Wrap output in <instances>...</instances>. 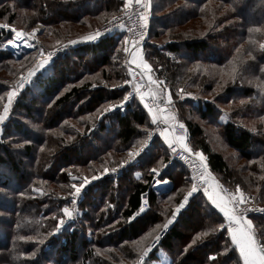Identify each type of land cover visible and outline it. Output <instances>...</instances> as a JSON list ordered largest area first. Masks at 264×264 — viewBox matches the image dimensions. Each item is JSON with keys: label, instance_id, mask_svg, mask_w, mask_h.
<instances>
[{"label": "trees", "instance_id": "1", "mask_svg": "<svg viewBox=\"0 0 264 264\" xmlns=\"http://www.w3.org/2000/svg\"><path fill=\"white\" fill-rule=\"evenodd\" d=\"M123 4L124 0H0V22L24 25L26 30L41 23L50 43H58L96 28ZM150 14L145 60L152 78L162 81L159 86L172 96L170 110L177 118L173 127L184 125L188 146L205 156L208 171L219 183L234 190L239 186L250 197L247 203L264 206V73L259 71L264 67V50L259 48L264 42V0H153ZM196 19L199 25L177 30ZM10 37V30L0 29V48ZM123 37L122 31L114 30L97 41L78 42L14 99L0 130V264H134L138 248L162 232L149 264L159 261V255L168 264L238 261L220 227L223 218L202 193L189 199L168 230L156 227L171 217L191 189L186 171L176 162L162 174L171 180V188L150 191L149 208L138 214L151 168L165 167L169 159L161 139L151 143L153 153L143 158L144 163L129 165L119 176L104 173L138 148L151 127L136 100L122 111H104L126 95ZM33 54L17 59L0 49V111L11 81ZM202 91L214 100L188 99V93L201 96ZM215 113L224 142L242 163L230 165L214 151L193 117L200 115L204 121ZM94 175L99 179L91 180ZM84 177L91 183L83 190L76 221L60 226L57 233L59 220L66 218L63 207L71 206L72 184ZM179 190L175 198H167ZM251 220L256 238L264 243V217Z\"/></svg>", "mask_w": 264, "mask_h": 264}, {"label": "snow or ice", "instance_id": "2", "mask_svg": "<svg viewBox=\"0 0 264 264\" xmlns=\"http://www.w3.org/2000/svg\"><path fill=\"white\" fill-rule=\"evenodd\" d=\"M153 5V0H124L123 4V10L125 11L126 15H129V19H131V14H129V9H136L138 10L135 14L138 15L139 19V27L141 29L139 33L138 39H129L127 36L123 37L122 44L124 45L123 51L131 58V62L129 65V75L132 77V80H135V77L137 73L133 72L131 70V65L135 64L137 68L141 69V71L138 73V75L141 77V79H147L148 83L151 85H160L162 84V81L154 80L152 76L150 75L152 69L149 66L148 62L144 59L143 55L140 54V49L142 46V42L145 38V35L147 33L148 25H149V14L150 10ZM10 26L8 24H0V28H9ZM121 27L123 28L124 25L122 24ZM15 36V40H10L9 43L13 44V46H18L16 43L17 41L23 42L26 47H34V45L30 42L33 40L36 36L37 29H33L31 32H24L23 30H17L16 28L10 29ZM111 29H105V32L103 34H106L107 32H110ZM129 32H132L133 29L129 28ZM260 28H249V32H260ZM102 36V33L100 31H96L94 33H90L88 36L82 37L83 40L87 41H97L98 38ZM77 43L76 40L69 41V44L75 45ZM259 48L261 50H264V42L259 43ZM239 51V49H237ZM40 56L43 58L38 61V63L35 64V66L29 68L27 70V75L21 76V79L16 87L12 88L11 90H7L4 95L7 97V102L3 105L2 111H0V130H2V126H4L5 121L9 119V113L12 110V105L14 99L18 96L21 89L25 87L26 84L32 83L33 78L37 76V72L40 70L47 71L48 68L46 66L53 64V52H48L46 55L44 54L43 50H40ZM248 56H252V52H248ZM261 73H264V67H261L259 69ZM237 72V69L235 66L231 69L232 78L235 79V74ZM132 80H125V84H131ZM219 87H222V85H218ZM133 87L136 90V94L139 97V101L141 104H143V107L147 109L148 113L151 116V123L153 125H157L160 121V113L164 111L163 108L159 107L155 100L158 95L162 96L164 93V90L162 88H158L157 91H149V93L144 94L140 92V85H133ZM183 92V90H181ZM62 94V93H61ZM188 96H191V93L187 94ZM130 96H132V92H128V94L124 95L122 100L119 101L118 105L109 104L107 108L104 109L105 112L114 110L116 107L124 108L125 102L129 101ZM146 96L148 99H151L153 103H149L148 99H146ZM184 97L181 96V99ZM195 98V97H193ZM4 96H0V100H3ZM166 102L168 105H171L173 103L172 96L168 95L166 97ZM243 103V101H242ZM49 107H51V103L49 104ZM99 112L100 109H97ZM103 115V113H101ZM83 119V117L81 118ZM165 124L168 123L167 117H165L164 121ZM180 127L183 128L184 125L180 124ZM172 129L169 127H164L160 130V134L164 139V142L167 144L168 149L171 151V153L175 154L177 152V145L182 148L181 153V159H183L186 163H189L190 167L194 169L196 172H198V177L194 175L192 177V184L191 189L187 192L186 195H184L182 202H180L176 207L175 210L172 212L171 217L166 220V222L161 226L157 225L156 227L159 229L162 227L164 231L168 230L170 226H173L174 223L178 221V214L182 213V210L186 208V206L189 204L190 197H193L194 193H197L201 186H203V194L207 197L208 201L211 202V205L214 206L215 209L218 210L219 213L223 214L224 220L227 222V233L229 234L231 238L232 245L235 246L236 250L239 252V258L236 264H264V243H260L258 239L256 238L254 232H253V222L251 219L246 218V213L249 211H258L260 213H264V208H257V209H241L240 206L244 205L248 202L250 197H246L245 193L237 186L236 191L234 193H228L224 189L220 187L218 183H216L211 175V173L208 171V165L205 163V156L200 152H194L193 150L188 147L187 144L184 143L185 137L182 136H174L171 135ZM147 139H151V133H149ZM144 147H147V144L145 143ZM143 151V148H141L138 151L129 152V157L132 161H135V158L140 155V152ZM184 153H188L189 155H184ZM194 155V159H190V156ZM128 161H123L120 164V167H123ZM109 169L105 168L104 173H108ZM112 173H116L117 169L113 167L111 169ZM151 172L155 174L157 177L154 181V183L160 187L163 185H167L169 181L165 179L163 176L160 175V170L156 167H153L151 169ZM71 176V173H69ZM75 180L76 177H73ZM99 179L98 176H92L91 180H97ZM91 180H89L87 177H84L80 180L79 184L73 183L72 188L74 191L70 193L72 196L71 204L73 205V208L70 209L69 207L65 206L62 209L63 215L68 217L69 219L73 218V213L75 211V205L77 204V198L83 199L85 196V187L91 183ZM36 190V189H34ZM169 200L172 199L171 196L168 197ZM145 209L143 206L140 208L139 213H143ZM131 219H135V216L130 217ZM65 221L64 219L59 220V224L57 225V233L60 231V226L64 225ZM221 228L224 227V224L221 223ZM207 233H205L206 235ZM163 235V232L161 234H158L155 236L154 240L150 244H146L143 247L138 248V257L134 264H149V261L151 260L150 253L153 252V249L156 248L157 244L161 240V236ZM264 235V234H262ZM21 240H31L32 237H25L21 236ZM43 243V241H41ZM127 243V241L125 242ZM136 243V242H133ZM195 243V241H193ZM185 251H187V248H185ZM227 251V249H225ZM32 256H35L36 253H31Z\"/></svg>", "mask_w": 264, "mask_h": 264}, {"label": "built area", "instance_id": "3", "mask_svg": "<svg viewBox=\"0 0 264 264\" xmlns=\"http://www.w3.org/2000/svg\"><path fill=\"white\" fill-rule=\"evenodd\" d=\"M137 11L138 10H136V9H129L128 10L129 14H131V19H129V15H126L125 11H123L120 14H118L117 16H115V17L111 18L110 20L104 22L96 31H100L102 33V36H103V35H105V34H103L105 32V29H111V31L107 32L106 34L111 33L114 30H119V31H122L124 33V35L127 36L130 40L134 39V38L138 39L141 29L139 27L138 15L135 14ZM122 24L124 25L123 28L121 27ZM129 28H132L133 31L129 32L128 31ZM33 29H37L39 31L40 26L39 25H35L31 29H29L28 32H31ZM38 31L36 32V35H38V33H39ZM148 33H149V25H148L147 33L145 35V38H144L142 44L147 39ZM10 40H15V36H14L13 32L11 34L10 39L3 44V49L6 50V51H9L16 58L21 57V55H23L25 53L33 52L38 47V43H36L37 41H35V38L30 41L34 45V47H31V48L26 47L23 42H19V41L16 42L18 44V46H13V44L9 43ZM73 47H74L73 45H71V44H69V42H67V43H64L62 45H59V46L53 48L52 50H50L48 52H53L54 53L53 61H56L57 58H59L61 55H63L68 50L72 49ZM48 52H45L44 54L46 55ZM39 57H40L39 59L43 58L42 56H40V54H39ZM132 68L133 67H131V70L133 72L137 73V75L135 77V80H132V77L129 75V70L130 69L128 68L126 79L127 80H132V83L131 84H125L124 81L126 79L122 83V87H124L126 89V94H128V92H132V96H130L129 101L125 102V106L127 104L131 103L134 100H136V101H138L140 103L139 97L136 94V90L133 87V85H137V84L140 85V92H142L144 94L149 93L150 90L153 91V89L151 88V86L148 83V81L146 79H141V77L138 75L140 70L135 69V68L132 69ZM21 76L22 75H20V77L18 78L17 84L19 83V81L21 79ZM24 76H26V75H24ZM17 84H16V86H17ZM28 85L29 84H26L25 87L20 90V92L23 91ZM146 99H148L147 96H146ZM148 102L149 103H153V101L151 99H148ZM155 103L159 107H161V108L163 107V105L161 103H159L157 100H155ZM123 109L124 108H120L121 111ZM144 110L146 112L147 109L144 108ZM161 129H162V127L160 125H155L154 126V129L151 132V139L147 140V143H146L147 147L150 146L151 143L157 138L162 140V136L160 134V130ZM172 134L174 136L185 137L186 136V130L184 128L174 126L172 128ZM176 147H177V152L175 154L171 153V151H170L169 159L166 162V166L171 164L172 162H176L177 164L182 166L184 168V170L186 171V173H187V175H188V177H189V179L191 181V184H192V177L194 175H196L198 177V172H196L194 169H192L190 167L189 163H186L183 159H181L182 148L180 146H178V145ZM145 149H146V147H143V150H145ZM184 155H189V154L188 153H184ZM194 158H195L194 156H190V159H194ZM131 164H133L132 160L128 161V163H126L123 167H120V166L117 167L116 168L117 169L116 173L109 172V173L106 174V176H110V175L119 176ZM166 166L163 167V171L166 168ZM151 174H152V178H151L148 190L143 192V193H141V195H140L139 206L137 208V212H139V210H140V208L142 206L145 209V211L149 208V192L150 191L159 192V191L167 190L169 187H171V184H172L171 180L169 178H167V177H164V178L167 179L169 181V183L167 185H163V186L158 187L154 183V181H155V179L157 177L155 176L154 173L151 172ZM160 175H161V172H160ZM219 185H220V183H219ZM220 187L222 189H224L228 193H234L226 185L221 184ZM198 192L203 194V186H201V188H200V190ZM71 200H72V196H71ZM79 201H80V199L77 198V204L74 206L75 207V211H77ZM72 208H73V205H72ZM240 208L242 210L245 209V208L257 209V208H264V206H262V205H254V204H252V205H245L244 204V205H241ZM250 217H264V213H260L258 211H249V212L246 213V218L249 219ZM70 220L71 219H68L67 223L71 222ZM61 227H63V225ZM222 229L226 230L227 229V224H224V227Z\"/></svg>", "mask_w": 264, "mask_h": 264}, {"label": "rangeland", "instance_id": "4", "mask_svg": "<svg viewBox=\"0 0 264 264\" xmlns=\"http://www.w3.org/2000/svg\"><path fill=\"white\" fill-rule=\"evenodd\" d=\"M124 10H123V6L120 8V9H118V10H116L114 13H112V14H110V15H108V16H106L104 19H103V21L101 22V23H99L98 24V26L96 27V28H94V29H92V30H87L85 33H81V34H79V35H76L75 37H73V38H70V39H67V40H65V41H61V42H58V43H50V41H51V38H49L48 36L46 37L45 36V34L43 33L44 32V30H45V28H44V26L41 24V23H37L36 25H39L40 26V29H39V33H38V35H36L35 36V41H37L36 43H38V47L36 48V50H34L33 52H34V54H33V59H31V61L29 60V63L28 64H26L25 66H24V68H21V70H20V72L15 76V78L11 81V83H13L12 84V88H14V87H16V84H17V81H18V78L20 77V75H27V70L29 69V68H31V67H33V66H35V64L36 63H38V61L40 60L39 58V53H40V50H43V52L45 53V52H48V51H50V50H52L53 48H55V47H57V46H59V45H62L61 43H67V42H69V41H72V40H76L77 41V43L78 42H89V41H87V40H83L82 39V37H85V36H88L90 33H94L104 22H106V21H108V20H110L111 18H113V17H115V16H117L118 14H120L121 12H123ZM150 15H152V14H149V16ZM199 23H200V21H198L197 19L196 20H193L192 22H190V23H187V24H185V25H183V26H181L180 28H178L177 30H189V28L190 27H194V26H197V25H199ZM0 24H6L5 22H0ZM9 25V24H8ZM10 27L9 28H0L1 30H5V31H9L11 28H16L17 30H23L24 32H28L29 30H26L25 28H24V25H23V27L21 26V25H16V26H13V25H9ZM11 31V30H10ZM42 33H43V35H42ZM11 34H12V31H11ZM148 35H149V33H148ZM149 37V36H148ZM147 40H149L148 38L145 40V42L144 43H146L147 42ZM162 40H163V38H162ZM168 40V39H167ZM122 41V40H121ZM150 41H151V38H150ZM159 42H161L160 40H159ZM77 43H76V45H77ZM144 43L142 44V46H141V49H140V52H141V55H143V57H144V59H145V53H144V49H143V47H144ZM162 43V42H161ZM3 45V44H2ZM1 45V47L2 48H0L1 50H4L3 49V46ZM76 45H73V46H76ZM182 49V48H181ZM6 51V50H5ZM22 56V55H21ZM14 57V56H13ZM16 58V57H15ZM17 59H19V58H17ZM26 59V58H25ZM130 57L126 54V58H125V67L127 68V72H128V68H129V65H130ZM133 65V64H132ZM131 65V67H133ZM47 67V66H46ZM132 69H134V67L132 68ZM43 70V69H42ZM42 70H40V71H42ZM40 71H38L37 72V74L40 72ZM3 75L4 74V72H1L0 71V75ZM35 78V77H34ZM30 84V83H29ZM31 85V84H30ZM29 85V86H30ZM156 86H158V88H162L163 89V87L162 86H159V85H155V87ZM11 88V89H12ZM10 89V90H11ZM164 90V89H163ZM154 91V90H153ZM168 91V90H167ZM22 92V91H21ZM165 92V91H164ZM203 92V94L201 95V96H189L190 98H188V99H190V100H192V101H200V100H204V99H209L210 101H213L214 100V98H213V96H211V95H207L206 94V92L205 91H202ZM20 93V92H19ZM168 95H169V93H167ZM193 97H195V98H193ZM6 102H7V99H6ZM5 102V103H6ZM160 103V102H159ZM141 104V103H140ZM168 105V104H167ZM141 106L143 107V104H141ZM164 106H166V105H164ZM171 106H172V104H171ZM170 105H168L167 106V108H169L168 110H170L172 107H171ZM135 106H133V108H134ZM217 107H218V109L220 110V111H224V109L225 108H223L222 106H220V105H218L217 104ZM144 108V107H143ZM225 115V114H224ZM217 116H219V115H217V113H215V115L213 116V117H208L206 120L204 119V121H202L201 119H200V115H197V114H195V115H193V117H194V119H196V121H198V123L202 126V128H203V130H204V132H205V134H206V137H207V140H208V142H209V144H210V146L212 147V149L214 150V151H216V152H220L223 156H224V158L226 159V161L230 164V165H237V164H240V163H242L241 162V160H239V159H237V156L234 154V152L226 145V143L224 142V140H223V137L221 136V133H220V128L219 127H217L216 126V123L214 122V120H216L217 119ZM226 118V117H225ZM225 118L223 117L222 119H221V122H224L225 121ZM167 119H168V123L167 124H169V126L170 127H173V122L177 119L176 118V116H175V114H174V112H172L171 110H170V113L169 114H167ZM163 124V125H162ZM162 124H157V125H160L161 127H165V123H162ZM166 124V125H167ZM181 124V123H180ZM155 126V125H154ZM154 126H152L151 125V127H150V129H147V134H146V136H145V138H143V139H141L140 140V144H139V147L138 148H136V149H131L130 151H128L127 153H126V157H125V160L124 161H130L131 160V158L129 157V152H134V151H138V150H140L141 148H143L144 147V144L145 143H147V137H148V135H149V133H151L152 132V130L154 129ZM180 126V125H179ZM144 129V128H143ZM162 143V142H161ZM185 144H187V142H185ZM162 145H164V146H162L163 147V149L165 150V152L167 153V155H169V153H170V150L168 149V146H167V144L165 143H162ZM188 145V144H187ZM189 147V146H188ZM190 149H192L191 147H189ZM153 147H152V145H150V146H148V147H146V149L145 150H143V151H141L140 152V155L139 156H137L136 158H135V161H133V163L134 164H136V163H144V157L145 156H147L148 154H150V153H153ZM193 150V149H192ZM193 153H194V150H193ZM194 156V155H193ZM140 157H142V158H140ZM144 158V159H143ZM141 159V160H140ZM205 162H206V160H205ZM120 164L121 163H119L117 166H115V168H117V167H119L120 166ZM164 167V166H163ZM163 167H159L158 169L160 170V172H161V176H162V174H163ZM150 173H151V170H150ZM187 177V176H186ZM214 179H216L214 176H212ZM188 178V177H187ZM218 182V181H217ZM219 183V182H218ZM221 184H223V185H228V184H226V183H224V182H220V185ZM227 187H229L233 192H235L236 190H234V189H232L229 185L227 186ZM181 190H179V191H177V192H175L174 194H171V195H169V196H171L172 197V199L173 198H175L176 196H177V194L180 192ZM184 197V196H183ZM168 198V197H167ZM245 205H252V204H249V203H246ZM175 207V206H174ZM70 209H72V204H71V206L69 207ZM78 210V209H77ZM76 215H77V211H74V213H73V218L70 220L71 222H69V223H72L73 221H76ZM253 217H250L249 219H252ZM69 218L68 217H66V218H64V221H65V223H64V225H63V227L65 228L67 225H68V223H67V220H68ZM223 224H224V221H223ZM226 231V230H225ZM227 232V231H226ZM159 258H160V260L159 261H156V262H152V264H168V260L163 256V255H159Z\"/></svg>", "mask_w": 264, "mask_h": 264}, {"label": "crops", "instance_id": "5", "mask_svg": "<svg viewBox=\"0 0 264 264\" xmlns=\"http://www.w3.org/2000/svg\"><path fill=\"white\" fill-rule=\"evenodd\" d=\"M140 54H141V52H140ZM130 61H131V58H130ZM132 66H133L135 69H138V70L141 71V69L137 68L135 64H133ZM150 86H151V88H152L154 91H157L158 86L155 87V85H151V84H150ZM167 96H168V94H167L166 92H164L162 96L158 95L157 98H156V100H157L158 102H160V103L163 105V107H167V106H168V105H167V102H166V97H167ZM164 105H166V106H164ZM168 109H169V108H168ZM169 113H170V110H167V111H165V112L160 113V114H159V115H160V121H159L158 123H159V124L164 123L163 121H164L165 117H167V114H169ZM146 114H147V117H148V119H149L150 124H151L152 126H154V125L151 123V116H150V114L148 113L147 110H146ZM162 125H163V124H162ZM175 126H177V125L175 124ZM165 127H169V128H171V129L173 128V127H170L169 124H167V125L165 124ZM177 127H180V126H177ZM162 128H164V127H162ZM171 135H173L172 132H171ZM162 142L165 144L163 137H162ZM185 142H187V141H186V137H185V139H184V143H185ZM165 166H166V164H165ZM213 179H214V178H213ZM214 181H215L216 183H218L216 179H214ZM218 184H219V183H218ZM204 197H205L207 203H208L210 206H212V205H211V202L208 201L207 197H206V196H204ZM212 208H214V206H212ZM214 209H215V208H214ZM215 210L218 212L217 209H215ZM218 213H219V212H218ZM219 214H220L221 217L223 218V214H222V213H219ZM223 220H224V218H223ZM224 224H227V222H226L225 220H224ZM227 226H228V225H227ZM226 234H227V237L229 238V240H230V242H231V238H230L229 234H228L227 232H226ZM233 246H234V245H233ZM234 247H235V246H234ZM235 249H236V248H235ZM236 252H237V254H238V256H239V252H238V250H236Z\"/></svg>", "mask_w": 264, "mask_h": 264}, {"label": "water", "instance_id": "6", "mask_svg": "<svg viewBox=\"0 0 264 264\" xmlns=\"http://www.w3.org/2000/svg\"><path fill=\"white\" fill-rule=\"evenodd\" d=\"M20 58V57H19ZM163 109H164V111L163 112H165V111H167L168 110V108L167 107H162ZM171 187H169L167 190H169ZM196 193H194L193 195H195ZM191 198V197H190ZM189 198V199H190Z\"/></svg>", "mask_w": 264, "mask_h": 264}, {"label": "flooded vegetation", "instance_id": "7", "mask_svg": "<svg viewBox=\"0 0 264 264\" xmlns=\"http://www.w3.org/2000/svg\"><path fill=\"white\" fill-rule=\"evenodd\" d=\"M172 183V182H171Z\"/></svg>", "mask_w": 264, "mask_h": 264}]
</instances>
